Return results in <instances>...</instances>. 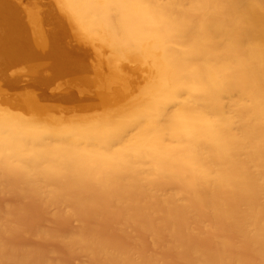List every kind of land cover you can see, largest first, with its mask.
Instances as JSON below:
<instances>
[{"label":"bare ground","instance_id":"bare-ground-1","mask_svg":"<svg viewBox=\"0 0 264 264\" xmlns=\"http://www.w3.org/2000/svg\"><path fill=\"white\" fill-rule=\"evenodd\" d=\"M0 264H264V0H0Z\"/></svg>","mask_w":264,"mask_h":264}]
</instances>
